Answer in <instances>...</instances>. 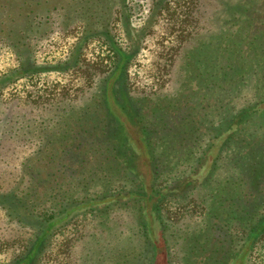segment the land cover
I'll return each mask as SVG.
<instances>
[{"label":"trees","instance_id":"1","mask_svg":"<svg viewBox=\"0 0 264 264\" xmlns=\"http://www.w3.org/2000/svg\"><path fill=\"white\" fill-rule=\"evenodd\" d=\"M162 2L170 7L169 0ZM236 2L223 11L230 15L224 22L227 29L208 32L211 44L205 53H210L212 66L204 89L196 82L202 78L197 63L208 33L195 32L184 47L182 69L193 67L188 79L196 89L190 95L184 90L160 95L158 100L132 96L127 89L129 67L157 23V16L151 15L136 32V42L131 38L135 32L126 35L124 44L111 42L112 65L108 72L95 73L98 88L91 104L86 101L72 108L67 119L71 121L58 132L52 131L62 116L52 128L27 133L36 139L37 148L22 164L21 181L2 195L8 223L32 233L24 253L12 264H40L59 234L81 219L93 220L107 233L105 238L113 246L108 264H140L145 244L153 249L148 252L155 257L153 264H172L162 214L173 203L205 217L206 233L196 240L202 249L211 242L208 233L220 232L222 238H214L213 243L222 248L229 244L222 250L227 258L233 254L237 264L249 258L264 239V46L258 44H264V0ZM8 4L2 5L0 26L9 14ZM31 15L30 25L44 20L35 12ZM8 26L4 35L12 31ZM221 35L229 44L217 52L215 37ZM5 37L0 34V58L9 54L13 64L0 76V84L35 74L21 64L24 38L12 43ZM73 60L72 67L59 71L81 65L79 55ZM193 96H197L192 100L194 113L185 117L188 103L185 107L181 103ZM143 99L151 103L147 111L156 110L150 119L143 118ZM123 117L137 126L138 137L127 132ZM119 215L133 218L125 230L129 238L114 223Z\"/></svg>","mask_w":264,"mask_h":264},{"label":"rangeland","instance_id":"2","mask_svg":"<svg viewBox=\"0 0 264 264\" xmlns=\"http://www.w3.org/2000/svg\"><path fill=\"white\" fill-rule=\"evenodd\" d=\"M236 1L169 0V7L162 0L160 5L157 0H0V22L2 5L9 3L10 6L9 14L4 18L5 24L0 26V34L12 43L24 38L20 41L21 64L37 71L21 78L15 76L0 84V264H12L24 253L32 235L27 228L9 224L1 207L2 195L8 194L21 181L22 164L37 148L36 139L27 133L52 128L53 121L61 116L60 123L52 132H58L65 122L68 124L71 121L67 120L69 111L86 101L90 102L96 92L98 83L95 73L110 70L111 42L115 39L120 44L126 43V35L130 32H135L131 38L136 42V32L145 27L151 15L157 16V23L144 39L141 53L129 67L127 89L132 96L157 100L160 95H174L180 90L190 95L196 84L188 79L194 73L193 67L192 70L182 69L185 65L184 47L190 42L192 33L206 34L221 27L227 29L224 22L230 15H225L223 11H229L227 4L234 7ZM32 10L44 19L41 24L30 25ZM215 14L218 18L213 19ZM232 23L235 22L232 20ZM7 26L12 31H6L4 35ZM209 35L203 40L205 47L197 63L202 73V78L196 80L200 89L206 87L204 82L212 66L210 53H205L210 51ZM240 37L232 38L231 43L237 42ZM215 39L217 52L229 44L226 35L216 36ZM258 44L264 46L262 42ZM244 51L247 50L244 48ZM8 55L0 58V76L13 64L12 57ZM77 55L81 65L70 72L59 71L72 67L73 58ZM196 97L181 103H188L183 105L186 106L182 110L185 117L192 111L194 113L195 102L192 100ZM89 102L91 104L92 101ZM149 106L151 103L143 99L141 107L145 119H150L149 115L156 111H147ZM73 118L77 121V116ZM122 120L129 127L127 132L132 137H138L140 130L137 126L124 117ZM69 127L72 128V123ZM181 131L178 130V133ZM137 146L141 148L140 143ZM182 205L173 203L163 209L162 214L167 225L166 235L170 239L168 255L172 264H237L236 258L232 259L233 254L227 258L223 252L229 244L222 248L220 244L213 243L214 238L221 237L220 232L208 233L211 242L205 250L202 249L203 244L196 240L206 233L202 227L205 217H201L200 212L191 214L188 206ZM132 222L130 215H119L114 220L126 238H129L130 232L125 230ZM68 229L59 234L40 264H102V256L104 264L109 263L113 246L105 238L107 233L103 234L93 220L81 219ZM154 232L157 233V229ZM185 238L190 241L187 243ZM145 245L140 264H153L155 257L148 253L149 249H153ZM212 249H219L220 252L212 253ZM212 256L214 259L210 258ZM243 264H264V239Z\"/></svg>","mask_w":264,"mask_h":264}]
</instances>
